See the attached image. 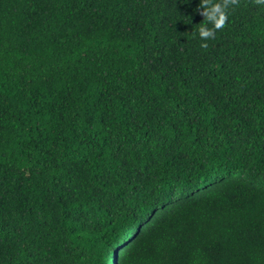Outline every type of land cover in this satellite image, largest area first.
Masks as SVG:
<instances>
[{"label":"trees","instance_id":"trees-1","mask_svg":"<svg viewBox=\"0 0 264 264\" xmlns=\"http://www.w3.org/2000/svg\"><path fill=\"white\" fill-rule=\"evenodd\" d=\"M199 4L0 0V264H264V5Z\"/></svg>","mask_w":264,"mask_h":264},{"label":"clouds","instance_id":"clouds-1","mask_svg":"<svg viewBox=\"0 0 264 264\" xmlns=\"http://www.w3.org/2000/svg\"><path fill=\"white\" fill-rule=\"evenodd\" d=\"M264 5V0H256ZM239 6V0H200L198 11L204 16V21L194 30L193 35L201 41L214 38L215 32L222 29L229 19V10ZM206 48L207 44L202 43Z\"/></svg>","mask_w":264,"mask_h":264}]
</instances>
